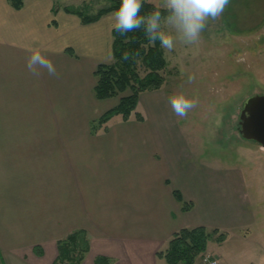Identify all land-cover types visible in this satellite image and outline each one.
Wrapping results in <instances>:
<instances>
[{
    "label": "crops",
    "instance_id": "obj_1",
    "mask_svg": "<svg viewBox=\"0 0 264 264\" xmlns=\"http://www.w3.org/2000/svg\"><path fill=\"white\" fill-rule=\"evenodd\" d=\"M64 8L56 0H24L17 10L0 0L1 262L53 264L58 241L84 231L90 250L82 264L100 257L108 264H166L158 254L180 229L224 227L205 219L199 199L184 211L175 198L178 190L193 202L189 189L198 179L173 130L142 115L93 133L91 123L117 105L92 92L96 68L113 60L114 12L86 25ZM29 49L50 60L57 75L29 72ZM201 183L213 188L203 193L206 210L239 217L237 179ZM208 252L221 264H240L224 251Z\"/></svg>",
    "mask_w": 264,
    "mask_h": 264
},
{
    "label": "rangeland",
    "instance_id": "obj_2",
    "mask_svg": "<svg viewBox=\"0 0 264 264\" xmlns=\"http://www.w3.org/2000/svg\"><path fill=\"white\" fill-rule=\"evenodd\" d=\"M56 3L92 14L109 5L107 0ZM166 58L164 86L141 94L137 110L149 125L173 130L171 137L188 149L190 161L197 165L198 180L189 189L196 198L189 202L196 208L200 200L205 219L221 224V233L226 235L223 243L217 242L215 235L209 248L224 251L223 255L237 258L240 264H264V148L243 138L239 130L245 101L264 95V0H230L219 20H209L199 43L187 45L177 40ZM189 76L195 77L191 83ZM181 90L197 102L183 118L176 116L168 103L169 97ZM115 100L118 104L119 99ZM132 120H136L134 114L129 120L118 116L108 126ZM210 176L237 179L243 201L237 219L230 217L231 212L219 217L206 210L203 193L210 183L203 186L201 182H208ZM232 186L228 184L226 190Z\"/></svg>",
    "mask_w": 264,
    "mask_h": 264
},
{
    "label": "trees",
    "instance_id": "obj_3",
    "mask_svg": "<svg viewBox=\"0 0 264 264\" xmlns=\"http://www.w3.org/2000/svg\"><path fill=\"white\" fill-rule=\"evenodd\" d=\"M8 1L17 10L24 6V0ZM107 1L109 5L94 14L73 7H65L64 11L77 15L84 24L88 25L114 12L121 3V0ZM142 5L141 15L154 10L156 6L155 3L147 0H143ZM112 36L114 59L111 63L99 64L96 68L93 93L97 100L118 98L119 103L91 123L93 133L106 131L108 124L118 116L123 120H129L134 114L136 120L143 121L144 117L137 110L141 94L159 90L166 82L168 60L165 50L159 41L155 45L148 42L143 27L124 35L113 29ZM125 51L131 54L128 60L122 57ZM174 196L182 202L184 211H191L194 208L192 202L184 201L178 190H174ZM215 235H218L216 240L219 243L226 238V235L216 228L212 230L204 226L182 228L172 236L167 249L158 255L165 258L166 264H197L201 256L208 251L209 242ZM57 247L58 254L53 264H82L90 250L89 239L84 231L69 234L58 241ZM108 262L106 258L96 259L97 264H108ZM0 264H2L1 258Z\"/></svg>",
    "mask_w": 264,
    "mask_h": 264
},
{
    "label": "clouds",
    "instance_id": "obj_4",
    "mask_svg": "<svg viewBox=\"0 0 264 264\" xmlns=\"http://www.w3.org/2000/svg\"><path fill=\"white\" fill-rule=\"evenodd\" d=\"M229 3L230 0H161L154 10L141 15L142 0H121L119 8L113 13L112 26L121 35L143 27L150 44L155 45L159 41L162 48L171 52L177 40L187 45L199 43L209 20H219ZM29 52L26 61L29 72L38 76V69L42 68L50 76L57 75L52 62L40 51L29 49ZM130 55L125 51L122 57L128 60ZM194 79V76H189L188 82ZM168 103L173 113L183 118L196 107L197 102L181 90L171 95Z\"/></svg>",
    "mask_w": 264,
    "mask_h": 264
},
{
    "label": "water",
    "instance_id": "obj_5",
    "mask_svg": "<svg viewBox=\"0 0 264 264\" xmlns=\"http://www.w3.org/2000/svg\"><path fill=\"white\" fill-rule=\"evenodd\" d=\"M239 130L243 138L264 148V95L256 94L245 101L239 116Z\"/></svg>",
    "mask_w": 264,
    "mask_h": 264
},
{
    "label": "built area",
    "instance_id": "obj_6",
    "mask_svg": "<svg viewBox=\"0 0 264 264\" xmlns=\"http://www.w3.org/2000/svg\"><path fill=\"white\" fill-rule=\"evenodd\" d=\"M202 264H221V259L213 253H205L202 256Z\"/></svg>",
    "mask_w": 264,
    "mask_h": 264
}]
</instances>
